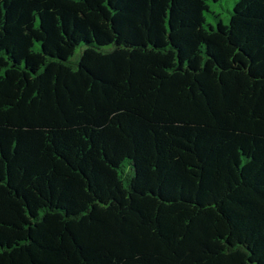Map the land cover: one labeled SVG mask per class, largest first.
<instances>
[{
    "label": "trees",
    "instance_id": "16d2710c",
    "mask_svg": "<svg viewBox=\"0 0 264 264\" xmlns=\"http://www.w3.org/2000/svg\"><path fill=\"white\" fill-rule=\"evenodd\" d=\"M264 264V0H0V264Z\"/></svg>",
    "mask_w": 264,
    "mask_h": 264
},
{
    "label": "rangeland",
    "instance_id": "374dc122",
    "mask_svg": "<svg viewBox=\"0 0 264 264\" xmlns=\"http://www.w3.org/2000/svg\"><path fill=\"white\" fill-rule=\"evenodd\" d=\"M84 253L75 254L70 259L52 260L46 264H100L104 258L105 248L99 245H86ZM111 264H123L122 261L116 260Z\"/></svg>",
    "mask_w": 264,
    "mask_h": 264
}]
</instances>
